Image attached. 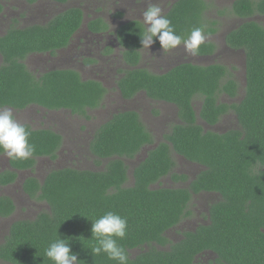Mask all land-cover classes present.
I'll use <instances>...</instances> for the list:
<instances>
[{
	"label": "trees",
	"instance_id": "16d2710c",
	"mask_svg": "<svg viewBox=\"0 0 264 264\" xmlns=\"http://www.w3.org/2000/svg\"><path fill=\"white\" fill-rule=\"evenodd\" d=\"M64 1V0H59ZM203 0H178L165 14L177 35L186 39L192 29L217 32L206 26ZM234 12L241 17L264 14V0H236ZM83 12L72 8L47 26L13 29L0 36L4 63L0 66V106L22 109L39 105L48 109H68L87 116L102 105L108 89L100 80L84 79L74 69H55L37 77L23 60L32 52H48L65 45L80 26ZM145 25L132 21L118 31L125 60L133 67L119 80L124 98L146 92L154 100L175 104L180 121L157 139L135 109L119 110L93 135L90 150L105 160L100 170L62 167L51 169L43 180L28 177L23 184L30 197L48 204L34 219L15 221L0 243V259L5 264H53L45 250L59 238H66L78 256V264H118L106 254L93 256L92 220L112 211L127 218V234L117 238L127 255V264H197L206 252L216 255L218 264H264V24L246 20L228 32L226 42L246 55L244 96L235 103L240 86L229 68L221 63L200 65L181 62L164 73L138 67L141 36ZM156 46L160 47L154 38ZM216 50L213 42H203L196 53ZM240 80V79H239ZM200 99V110L195 100ZM230 112L238 126L226 131L207 129L199 122L215 125ZM28 140L35 151L27 160H12L16 169L33 168L38 157H57L63 136L53 129L33 130ZM156 144L132 169L127 161L144 147ZM174 153L203 166L190 179L174 169ZM1 155V154H0ZM104 161V162H105ZM129 170L132 171V181ZM169 176L186 186H159ZM15 170L0 171V184L17 180ZM201 192L218 193L195 230L173 241L168 234L191 213L194 197ZM16 209L9 195H0V215ZM140 251L134 255L133 250Z\"/></svg>",
	"mask_w": 264,
	"mask_h": 264
},
{
	"label": "rangeland",
	"instance_id": "374dc122",
	"mask_svg": "<svg viewBox=\"0 0 264 264\" xmlns=\"http://www.w3.org/2000/svg\"><path fill=\"white\" fill-rule=\"evenodd\" d=\"M84 1L85 0H75V3L77 5L78 3H83L85 5ZM90 1L91 0H88V2ZM92 1L95 3L97 2V0ZM119 2H122V0H109L106 3V7L104 8V13L108 14V17H110L113 15L114 12H118L120 8L123 9L122 4L120 5V8L119 5L115 4ZM231 2L232 0H216L212 5L209 6L207 10L208 17L210 19H216L218 21V30L215 35H211L210 37L207 34H204L205 41H215L217 43L218 54L216 51V56L212 58L206 57L203 59L190 58L189 54L191 53L185 50L183 43L173 48L172 50L166 52L157 47L155 43H153L149 48H142L143 59L141 65L150 70V67H152L153 71L157 73H164L170 70V68H172L174 65L179 64L180 62H193L200 65H209L212 63L224 64L229 68L230 72H232L233 78H237V80L235 81L240 86V89L239 93H237L234 97H230L227 94H224L225 96L222 95L221 99L224 102L242 99L244 96L243 87L246 85L245 51H231L230 49L225 47L222 42L225 32H227V30L231 28H234L237 24L241 22L240 20H237L238 18L234 17L231 11ZM45 3L49 4L48 1H45ZM87 9L89 10V8ZM219 12H223L225 15H218V17H216ZM115 16L117 18V21L119 22H123L124 20L130 19L132 17L140 18L143 20L142 14L139 15L135 12L134 15L128 16L127 18H122L123 15ZM254 20L259 21L261 23L264 22L263 18H261V20ZM172 57H174V62L172 61L166 66L167 61L169 62L171 59H173ZM39 58L44 61L47 59V56L43 55ZM34 59L36 58H32L31 61H34ZM114 63H112V61H102L98 65L101 68L95 69L93 70L94 72L90 73L88 72L91 70L87 69V71H85L86 73L84 74V77L89 78L90 80H96L93 78H98L99 76L98 74L95 75V71H101L104 68H106L107 70V66H115ZM52 64L53 68H79L77 65H74L72 63L58 64V62L53 61ZM32 66L36 70L41 69L40 66ZM100 81H102V83L104 82L108 91L106 93L102 105L98 108L89 110L87 116L75 115L71 111L64 109H60L58 111H51L48 114H46V111L44 110L37 113L38 122H41L40 126L45 128H52L60 132L63 136V143L57 151V157H55L54 159H49L48 157L40 158L34 166L35 168H32L33 170L31 172H23L15 183L0 188V195L5 194L11 196L16 204V209L11 215L7 217L0 216V241L3 240V237L5 235H8L10 231L9 228L11 224H13L15 221L34 219L40 212H42V210L48 208V204L46 202L32 198L26 195V193L23 191L22 185L28 177H30L31 175H35L39 180H43L49 170L53 168L56 169L68 166L92 170H100L105 167L106 161L102 160L100 162V160L96 159V156L90 150V144L96 130L99 128V126L106 122L112 116V114L118 112L119 110H137L140 113L142 120L148 126V128L153 132L156 138L160 139H163V135L170 130L173 124L178 123L180 121L177 108L174 104H169L162 100H153L148 97L147 94L145 95L144 92L139 93L132 100H124L120 93L119 86H117L119 80ZM200 102L201 101L199 98L195 100V106L198 112L200 110ZM27 110L28 111L24 112H16L15 110H13L15 118L20 124L24 123V121L28 122V117L25 116L24 113H33L35 107L29 108ZM199 122L204 125V127H206L207 129H212L220 132L238 126L236 115L233 112L225 114L221 118V120L215 125H210L204 122L201 118H199ZM174 157L177 162L174 169L180 173L188 174L190 179L194 178L197 173H199L203 169V166L188 163L181 156H177L176 153H174ZM142 159L143 155L140 154L136 157V159L134 158L133 160H128L127 163L130 166V169H132V167ZM5 160L6 156L0 155V168L5 165ZM169 178V176H166L164 178L165 182L155 184V187L165 185L177 186L186 182L182 181V183H176L174 181H170L171 178ZM132 180L133 179L130 176L128 184L131 183ZM218 196V193L214 192H201L200 194H197V197H194V200L192 202L191 215L185 220H183L179 226L169 231L168 234L170 235V238L173 241L180 240L184 237L182 229H186L187 226L194 227L196 226V223L198 221H203V218H205V215L208 212L210 204ZM180 232H182L183 235ZM132 252L135 254V250H133ZM208 255H205L198 259L197 264H207L206 259Z\"/></svg>",
	"mask_w": 264,
	"mask_h": 264
},
{
	"label": "flooded vegetation",
	"instance_id": "af4514ba",
	"mask_svg": "<svg viewBox=\"0 0 264 264\" xmlns=\"http://www.w3.org/2000/svg\"><path fill=\"white\" fill-rule=\"evenodd\" d=\"M45 1H48L49 4L45 3ZM108 1L109 0H100V1L97 0V2L95 3L92 0L90 2H88V0H85L84 1L85 5L83 3H78V5H77L75 3V0H64V1H59V0H0V36L7 35L13 29H23V28H29L32 26H47L50 22H52L53 19H55L57 16L65 13V12H67L69 9L80 8L83 12L81 24L78 28H76L71 33L70 38L66 42L65 45H61V46L55 48L53 51L49 50L48 52H45V53L42 51L32 52L23 60V62L27 65V67L33 73L36 74L37 77H40L41 74L46 73L49 70L74 69V68H69V67L53 68V66H52L53 61L58 62V64H71L72 63L74 65H77L80 68V69L78 68V69H74V70H77L83 76L84 79H89V78L84 77V74L86 73L85 71H87V69L91 70L88 73L94 72L93 70L101 68L98 66L100 64V62L112 61V63L115 62L114 63L115 66H107V68H108L107 70H106V68H104L101 71H95V75L98 74L99 77L93 78V79H96V80H120L124 76L125 72L127 70L133 68V67L125 60V57L123 54L124 47L122 46V44L119 40L118 31L120 29H122L123 26H125V24H127L129 22L140 21L143 23V20L140 18L132 17L130 19L124 20L123 22H119V21H117V18L115 15H123L122 18H127L128 16L134 15V12L141 15L142 12L144 11V9H146L150 4L159 5L163 9V14L165 15L171 9L172 5L178 0H141L140 3H137V0H122V2L115 3V4L119 5V8H120V5L122 4L123 9L120 8V10L118 12H114L112 16L109 15L110 17H108V14L104 13V8L106 7V3ZM215 1L216 0H203L202 1L203 2L202 14H203L204 23H206V26H208V24L210 22L216 21V23L210 24V25L217 27V30H218V26H217L218 21L216 19H210L208 17V14H207V10H208L209 6L212 5ZM235 1L236 0H232V2H231V11H232L234 17L238 18L237 20H240L241 22L239 24H237L234 28L238 27L241 23L245 22L246 20H254V19L261 20V18L264 19V14H258V13L251 15V16H248V17H241V16L237 15L233 10V5H234ZM87 8H89V10ZM218 15L224 16L225 14L223 12H219L216 17H218ZM254 21H256V20H254ZM257 22H259V21H257ZM262 24H264V22H262ZM234 28H231V29L227 30V32H225L222 42L225 45V47H227L231 51L243 50L240 48H234V47L228 45L226 42V36H227L228 32H230ZM203 34H207L208 36L211 37V35L212 36L215 35L216 32L210 33V34H208V33H203ZM204 42H212V41H204ZM213 43L216 46L215 52L209 53V54H202V53L189 54V57L190 58L203 59L206 57L212 58V57L216 56L218 54L217 43L215 41H213ZM142 50L143 49L141 48V50H140L141 55H142ZM216 51H217V54L215 55ZM43 55L47 56V59L44 61L39 58L40 56H43ZM32 58H36V59H34V61H31ZM172 58L173 59H171L169 62L167 61L166 66L170 62H172V61L174 62V57H172ZM142 59H143V55L141 56V59L138 63V67L146 68V67H143L141 65ZM4 60H5L4 55H3L2 51L0 50V66L4 63ZM204 60H207V59H204ZM42 61H43V63H42ZM31 63H32V65L40 66L41 69H39V70L34 69L33 66L31 65ZM47 64H50V65H47ZM49 66H51V67H49ZM150 68L152 71L150 69H147V68L146 69L151 71V72L157 73V72L153 71L152 67H150ZM103 84H104V82H103ZM117 86H118V84H117ZM141 92H143V91H141ZM141 92H138L135 96H133L132 98H129V99L124 98L123 96H122V98L124 100H132ZM120 93H121V91H120ZM144 93L146 95V92H144ZM240 100L241 99L235 100V101H227V102L235 103V102L240 101ZM169 104H172V103H169ZM6 107H10V106L6 105ZM34 107H35V110L33 113H30V114L27 112L24 113V115L28 117V122L24 121V123H22V124L29 126L33 130H39V129H43V128L45 129V127L40 126L41 122H38L37 113L44 110V111H46V114H48L51 111H58V110L48 109V108H45V107H42L39 105H35V104L29 105V106L24 107L22 109H16L15 107H10V108L12 110H15L16 112H24V111H28L27 109L34 108ZM64 110H68V109H64ZM177 111H178V109H177ZM75 115H78V114H75ZM49 129H52V128H49ZM53 130H55V129H53ZM55 131H57V130H55ZM154 137L156 138L155 135H154ZM156 139H157L156 144H158L159 141L163 140L160 138H156ZM156 144H149V145L145 146L143 151L140 154H142L143 156H146L148 150L151 149L152 147H154ZM140 154H138L137 156H139ZM1 155H3V154H1ZM177 156H181V155L177 154ZM40 158H42V156L37 158V162ZM182 158L185 159L188 163H192L195 165L197 164L194 162H190L189 160H187L184 157H182ZM49 159H51V158L49 157ZM130 160H133V159H130ZM6 169H11V170L17 171V173H18L17 180L23 172H25V171L31 172L33 170L32 168H27V169L13 168L10 164V159L7 157L5 160V165H3L0 168V171L6 170ZM129 175L131 177L133 176V173L130 170H129ZM31 176H33V175H31ZM165 177H163L160 182H165V180H164ZM170 181L173 182L172 179H170ZM176 183H182V181H178ZM185 183L181 184L180 186H186ZM11 184H13V183H11ZM11 184H8V185L7 184L6 185L0 184V188L9 186ZM165 186H167V185H165ZM22 189H23V185H22ZM23 191H24V189H23ZM3 195H5V194H3ZM26 195L30 196L27 193H26ZM2 217H7V216H2ZM205 218H203V221H198L196 223V226H194V227H189L186 225L187 228L182 229V232L184 233L188 230H195L199 224L208 223L209 220H207V218L206 219ZM11 226H12V224H11ZM11 226H10L9 230L11 229ZM182 232H180V233H182ZM183 233H182V235H183ZM6 236L7 235H5L4 237L6 238ZM4 237H3V240L0 241V243L5 241ZM139 251H140L139 249H136L134 255H136V253H138ZM206 253H207V255L209 254L207 259H206L207 264H218L215 261L216 255L213 252L209 251ZM201 257H203V255H201ZM201 257H199L198 259H200ZM1 261H0V264H5L3 260H1Z\"/></svg>",
	"mask_w": 264,
	"mask_h": 264
},
{
	"label": "clouds",
	"instance_id": "9594fccd",
	"mask_svg": "<svg viewBox=\"0 0 264 264\" xmlns=\"http://www.w3.org/2000/svg\"><path fill=\"white\" fill-rule=\"evenodd\" d=\"M140 2L141 0H137V3ZM142 17L145 25V31L141 36L142 47L149 48L155 38L158 40L160 48L165 52L183 42L187 52L196 54L199 46L205 41L201 27L192 29L186 39L177 35L171 21L157 4H150L144 9ZM30 135L27 127L16 120L10 107L0 106V154L12 160L31 158L35 148L29 143ZM262 169H264L262 166L257 165L254 172H259ZM127 227V218L112 211L92 220L91 238L95 240V245L90 248L92 255L98 256L104 253L110 260H115L118 264H127L128 255L125 249L117 243V238L124 239L126 237ZM45 255L53 261V264H78L79 261L66 238H59L51 242L45 250Z\"/></svg>",
	"mask_w": 264,
	"mask_h": 264
},
{
	"label": "crops",
	"instance_id": "0c3cea01",
	"mask_svg": "<svg viewBox=\"0 0 264 264\" xmlns=\"http://www.w3.org/2000/svg\"><path fill=\"white\" fill-rule=\"evenodd\" d=\"M106 86V85H105Z\"/></svg>",
	"mask_w": 264,
	"mask_h": 264
}]
</instances>
